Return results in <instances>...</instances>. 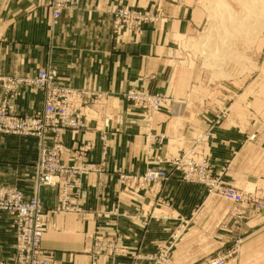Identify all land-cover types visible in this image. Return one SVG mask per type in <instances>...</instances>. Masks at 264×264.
Here are the masks:
<instances>
[{
    "label": "crops",
    "instance_id": "crops-1",
    "mask_svg": "<svg viewBox=\"0 0 264 264\" xmlns=\"http://www.w3.org/2000/svg\"><path fill=\"white\" fill-rule=\"evenodd\" d=\"M47 2L0 0V74L29 76L41 67L55 66L58 82L108 92L107 103L96 109L110 118L102 130L90 118L87 129L62 134L63 160L70 162L77 147L87 146L85 163L92 170L83 176V216L48 212L43 247L51 252L53 264H91L94 235L105 232L115 238L117 249L111 256L118 259L117 264H128V253L154 252L158 242L151 244L153 238L140 234L144 226L162 227L167 222L152 220L144 225L143 219L128 217L151 201L122 186L119 174L143 171L150 153L149 133L164 134L170 151L190 145L193 132L207 129L220 113L213 109L215 100L223 102L220 109L225 111L210 136L212 163L224 168L228 183L264 189V41L254 44L246 62L231 64L236 66V74L219 82L203 76L192 58L184 65L187 56L182 60L181 49L174 42L202 23L204 14L191 0H80L79 9L64 11L57 24L52 22ZM118 4L156 7L164 11V19L128 39V31L115 34L112 27ZM245 65L253 67L251 73L240 71ZM131 87L170 95L174 100L148 126L143 109L124 97ZM4 101L19 114L34 115L43 108L39 94L28 88L11 95L0 88V107ZM103 134L106 141L101 139ZM52 139L51 134L39 139L0 133V183L21 189L26 196L37 193L39 144L43 140L52 145ZM154 151L156 156L165 154L164 150ZM39 194L47 209L56 207L55 189L43 187ZM161 195L171 202L173 213L188 218V264L206 258L217 248L213 250V243H220L221 251L230 248L236 235L243 240L240 251L225 264H264V208L258 213L248 207L247 216L234 230L238 219L230 214L231 205L201 202L205 195L201 186L174 179ZM212 211L219 212V220L227 223L220 234L210 231L216 223ZM194 228L202 231L200 243L193 236ZM14 244L12 217L0 211V262L13 263Z\"/></svg>",
    "mask_w": 264,
    "mask_h": 264
},
{
    "label": "rangeland",
    "instance_id": "rangeland-1",
    "mask_svg": "<svg viewBox=\"0 0 264 264\" xmlns=\"http://www.w3.org/2000/svg\"><path fill=\"white\" fill-rule=\"evenodd\" d=\"M47 1L53 24H57L59 22L64 11H74L79 9L80 7V0H77V2L74 4H68L67 7H65L61 11V16L58 19H55L53 17V7L50 5V0ZM191 1L193 3L195 2V5L202 10L204 18L202 19L201 25L197 27L195 31H193L192 33L179 35L174 41L181 49V52L183 54L182 60L184 59V56H187V58L185 57L186 60L183 64L187 65L189 60L188 58H192L193 60H196L197 69L203 76L208 75L212 80H216L219 82L222 80H227V78H229L232 74H236L237 72L236 66H231V64L233 65L237 60L242 61L243 59L244 62H246V60L251 58L252 48L254 44L258 43L259 41H264V0ZM249 1H251L253 5H256L254 7V10L253 8L250 9V7H248L247 2ZM232 10H234V12ZM121 11H128L127 24L124 23V21L127 20L125 19V16L119 15ZM240 13H242L241 16ZM234 14H238L240 17H238V15L235 16ZM163 17L164 11L156 7L147 9L146 7H140L136 5L118 4L113 10L112 27L115 34H119L120 30L128 31V39H130L134 36L142 35L143 32H145L144 30H146V28L148 27L153 28L154 26H156V24L161 22L162 19H164ZM202 39H204V41L201 43L200 40ZM222 39L225 42H223ZM227 40L230 41L226 42ZM214 41H218L216 43V49L209 57L200 53L199 49L201 48V44H204L202 48H206L208 50L209 46L213 44ZM206 49L203 50L206 51ZM51 67L57 69V67L55 66ZM43 68L45 67H41L38 70ZM239 69L242 73H251L253 67L245 65ZM0 75H3L4 77H27L26 75ZM29 76L33 77L35 75ZM59 83L70 86L80 93L83 91H89V93L91 94V96L88 98L78 97V99L82 102L81 108L83 112H85L84 126L76 129L68 128L66 130L87 129L88 123H90V118L96 119L95 123L98 125L97 127H100L99 129L102 130L104 129V127H107L110 121L109 116L100 114L96 108L101 104L105 105L107 103L109 97L108 92H98L96 90L93 91L92 89L87 88L79 89L80 87H75L64 82L59 81ZM19 88H28V90H30L31 92L38 93L41 99V103L43 104L44 100L42 91L40 87L35 84H20L10 92H8L4 88L2 89L7 95H11ZM131 91L141 92L151 97V100L145 102L137 99L136 96H129V94L127 96V93ZM124 97L143 109V118L146 120L148 126L152 125L155 116L160 112L163 106L174 100L170 95H164L158 92H149L139 87L129 88L124 93ZM156 100L158 101V103H156ZM222 103L223 102H221L220 100L213 101V109L215 111L218 110V112L220 113H217V115L213 119V123L206 127L207 129L195 130L192 134L191 144L186 147H181L176 150L171 148L172 151H170L169 146H167L168 144H166V136L164 134L149 133L147 136L149 147L148 149H150V153L148 154L146 165L143 171H128L119 174V181L122 186L127 187L136 193H140L144 197H150L151 201L146 208L141 207L142 210L136 211L133 216L128 214V217H134V219L136 220L143 219L144 225H148L152 220H161V222L164 223L167 222V225H164L162 227L148 228L147 226H144L140 237H151L153 238L150 242L151 244L154 240H156L158 243L155 244L156 246L153 253H128V264H188L189 259L186 257L188 235H190L187 233L189 230V226L186 220L188 218L180 214L178 215L176 212L173 213L171 209L172 207L170 205L171 202L164 199L161 195L164 186L171 180L176 179L182 182L192 183L203 187L205 190V195L204 199L201 200V202L229 203L231 205L230 214L238 219L236 221V224L233 226L234 230L239 229V222L242 219H245V217L247 216L248 207L254 208L258 213L264 208V189H259L256 186L241 188L234 184H230L225 180L224 168H217L212 163L209 141L210 136L213 133V126L222 119V116H224L225 110L221 111L220 109ZM204 104H206V102H204L203 100V105ZM3 106L9 108L21 117L28 118L29 120L38 119L41 116L42 112L41 110V112L39 111L34 115L19 114L9 106V103L7 101L3 102L0 110ZM98 120L100 122H98ZM46 128L47 126H45V129ZM45 129L37 130L35 135L14 134L21 136H33L39 139L46 137L47 134L52 135V145H49V143L43 140L39 144L35 178L37 193L26 196L21 189H18L16 187L4 185L1 183L0 187L19 191L24 201H28L35 197L40 200L43 207V221L41 222L43 234L41 238V246L44 253L48 257H50L51 264H53L51 252L43 247L44 236L49 230L48 212H66L75 213L79 216L84 215V209L81 204L83 176L88 174L92 170V166L85 163L84 155L86 153V150L88 149L87 146L77 147L73 155L71 156L72 159L70 162H65L63 160V153L65 151L64 146L61 157L65 164L77 161L87 168V170H85V172L80 175L81 177H79V181L81 182L79 192L76 191L77 188H75L73 185L68 189V191L64 192V188H66L64 185V181L69 179L68 177H66V175L60 177L59 183L56 186L40 184L37 177L39 151L41 146L44 144L49 147H53L56 135L51 129ZM64 131L59 133V139L62 144V134ZM0 133L13 134L4 133L1 131ZM101 139L103 141H106V137L104 134L101 136ZM154 143H156L155 147ZM154 148L164 150L165 154L163 156H156L157 154L156 151H154ZM76 154H80L81 156L77 158L75 157ZM184 155L191 157L195 161V163H193L191 166H187L186 169L180 167L176 163V160L183 157ZM154 174H157V176H155ZM217 184H219L223 188L237 189L242 194L243 199L241 201H235L225 197L214 188V186H216ZM43 187L52 188L56 191L58 203L56 207L50 208L51 210L47 209L39 194V190ZM0 211L9 214L12 217L16 243V234L18 229L16 225L17 212L14 210H7L2 208H0ZM212 212H214L212 218L215 219L214 221L216 223L213 224V226L210 228V231L212 232V234H220L221 230L227 229V223L219 220V212ZM174 222L176 223L175 226L172 225ZM193 230H196L193 236L198 240L199 243L202 242V231L199 228H194ZM229 230L232 234V228H229ZM242 242V238L236 235L230 248L225 249L224 251H221L219 245L220 243H213L211 244L213 246V250L214 247L217 246V248L213 252L209 253L206 258L202 260L199 259L197 261V264H213L214 261L220 259H223V261L218 264H225L228 258H233L234 255L239 253ZM199 243H197V246ZM116 249L117 244L115 238L112 237L111 232L95 234L91 252V264H106V262L108 261H110V264H117L118 259H115L111 256L112 254H114L113 252L116 251ZM129 250L130 249L128 248V252ZM101 258H106L109 260H103ZM0 263L5 264V262ZM12 264H14V256Z\"/></svg>",
    "mask_w": 264,
    "mask_h": 264
},
{
    "label": "built area",
    "instance_id": "built-area-1",
    "mask_svg": "<svg viewBox=\"0 0 264 264\" xmlns=\"http://www.w3.org/2000/svg\"><path fill=\"white\" fill-rule=\"evenodd\" d=\"M77 0H50L53 7V17L58 19L61 11L68 4H74ZM124 15V23H128V11H121ZM58 71L54 67L38 70L35 76L30 77H4L0 75V87L8 92L20 84H35L40 87L43 94V108L41 116L35 120L21 117L9 108L3 106L0 110V131L4 133L35 135L37 130L47 128L55 133L53 147L42 145L38 155V179L40 184L56 186L60 177L66 175L69 179L64 181V192L73 185L77 192L81 187L80 175L87 170L86 166L77 161L65 164L62 160L64 145L60 142L59 133L68 128H81L85 124V112L81 108L79 98L90 97L89 91L78 92L76 89L60 84L58 82ZM136 96L137 99L148 102L151 97L137 91L127 93V96ZM74 102V103H73ZM156 103L158 101L156 100ZM46 128V129H47ZM45 129V130H46ZM39 133V132H38ZM37 133V134H38ZM81 155L76 154L79 158ZM176 163L186 169L195 161L184 155L176 160ZM81 164V165H78ZM157 176V174H154ZM225 197L241 201L242 194L235 188H223L219 184L214 186ZM0 208L14 210L17 212L16 243L14 253V264H51L41 246L43 228V207L38 198L24 201L19 191L0 187ZM223 259L216 260L213 264L221 263ZM4 264V263H0Z\"/></svg>",
    "mask_w": 264,
    "mask_h": 264
},
{
    "label": "bare ground",
    "instance_id": "bare-ground-1",
    "mask_svg": "<svg viewBox=\"0 0 264 264\" xmlns=\"http://www.w3.org/2000/svg\"><path fill=\"white\" fill-rule=\"evenodd\" d=\"M256 2V1H255ZM247 4H248V7H250V9H252L253 8V10H254V7L256 6V5H253L252 4V2L251 1H249V2H247ZM260 6V5H259ZM229 10V9H228ZM249 10V9H248ZM233 12H234V10H232ZM231 11V12H232ZM228 12V11H227ZM260 12V11H259ZM238 13V12H237ZM241 14L242 13H240V16H241ZM235 15V14H234ZM238 14H236L235 16H237ZM239 15H238V17H240ZM243 16V15H242ZM242 18H244V17H242ZM235 19H237V18H235ZM249 21V20H248ZM238 27V26H237ZM236 28V27H235ZM243 28V27H242ZM204 41V39H202V40H200V42L202 43ZM222 41L223 42H225L223 39H222ZM228 41H230V40H227L226 42H228ZM218 42V41H217ZM217 42H215L214 41V43L213 44H211L210 46H209V48H208V50L206 49V48H202L203 46H204V44H201V48L199 49V51H200V53L201 54H204V55H206L207 57H209L214 51H215V49H216V43ZM192 47H193V44H192ZM195 48V47H194ZM203 49H206V51H204ZM198 51V50H197ZM211 59V58H210Z\"/></svg>",
    "mask_w": 264,
    "mask_h": 264
}]
</instances>
